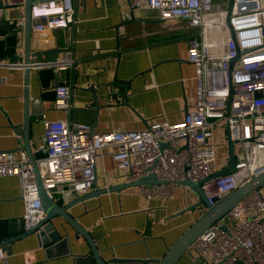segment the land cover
Returning a JSON list of instances; mask_svg holds the SVG:
<instances>
[{
	"label": "crops",
	"instance_id": "crops-1",
	"mask_svg": "<svg viewBox=\"0 0 264 264\" xmlns=\"http://www.w3.org/2000/svg\"><path fill=\"white\" fill-rule=\"evenodd\" d=\"M213 2L215 9H227L228 0ZM74 5L75 26L46 32L31 27L30 39L32 51L69 48L75 64L62 70L30 68L27 86L24 68L7 67L23 64V26L16 24L23 21V6L0 10V152L24 149L25 87L30 96L27 132L35 158L41 155L43 118L89 125L97 132L140 130L155 120L179 122L193 101L194 68L186 54L190 30L184 21L163 22L153 11L131 12L127 0H74ZM118 51L121 55L116 59ZM41 61L48 59L31 60ZM62 83L72 86L68 111L54 108V87ZM90 88L99 106L96 111ZM225 129L220 123L214 130L216 171L229 166ZM111 151L105 149L97 156L95 184L89 192L128 183ZM241 158L240 145L234 142V163ZM53 197L65 204L59 194ZM197 203L196 194L183 184L176 186L171 199L150 201L139 194V186H133L88 194L67 213L89 232L102 258L146 259L156 264L205 212ZM23 213L20 179L0 178V235L6 236V223ZM58 222L68 232L65 244L42 246L30 234L12 242L0 264H74L76 257L90 252L82 236L76 238L66 222L55 218ZM191 254L183 253L174 264L210 262L208 256Z\"/></svg>",
	"mask_w": 264,
	"mask_h": 264
},
{
	"label": "built area",
	"instance_id": "built-area-1",
	"mask_svg": "<svg viewBox=\"0 0 264 264\" xmlns=\"http://www.w3.org/2000/svg\"><path fill=\"white\" fill-rule=\"evenodd\" d=\"M131 12L153 11L159 20L184 21L187 60L193 65V101L177 123L155 120L146 128L94 131L91 126L43 118L41 155L35 159L42 186L67 203L87 194L95 184L97 156L111 149L117 169L127 182L153 175L160 183L139 186L147 201L171 199L184 179L202 181L216 171L214 130L223 123L242 158L232 170L201 183L210 205L223 199L264 168V0H232L227 10L215 9L213 0H127ZM25 0H0L20 7ZM33 30L46 32L78 22L74 0H32ZM17 25L23 26L19 21ZM70 49L62 59L30 62L29 68L62 70L75 64ZM7 67L22 69L23 64ZM72 86L54 87V108L68 111ZM228 110L226 111V108ZM165 143V147H160ZM20 179L24 229L43 216L37 186L23 149L0 152V178ZM209 264H264V196L253 191L190 245ZM4 251L0 248V260Z\"/></svg>",
	"mask_w": 264,
	"mask_h": 264
},
{
	"label": "water",
	"instance_id": "water-1",
	"mask_svg": "<svg viewBox=\"0 0 264 264\" xmlns=\"http://www.w3.org/2000/svg\"><path fill=\"white\" fill-rule=\"evenodd\" d=\"M32 0H25L23 5V47H22V63L24 67V85L28 84L29 67L26 66L31 62L32 59L46 56L48 60L54 61L59 59V55L64 56V53L69 51V48H58L49 49L46 51H32L31 48V20H30V5ZM232 0H228L227 4V17L228 20ZM1 9V6H0ZM119 46H116V50ZM121 53L118 51L114 57L116 59L120 58ZM92 93V102L94 104L95 111L97 110L98 104L96 100L95 92L90 88ZM29 106H30V96L27 87L24 89V122H23V150L27 154L28 161L31 165L32 172L34 174V179L37 186V193L39 201L41 204V209L44 216L30 229H24L23 219L11 220L6 223V236L0 235V248L3 251H10V245L12 242L24 238L30 234H34L39 245H61L67 242L68 232L66 227L62 222L54 223L55 218H61L66 222L74 231L75 237L78 238L82 236L89 245L90 252L85 255H80L76 257L74 264H148L150 260L146 259H119L112 258L106 260L102 258L96 248L90 234L82 226H80L68 213L67 209L77 202L83 200L86 195L94 193L100 194L105 192L120 191L133 186H140L142 184L152 185L160 183L155 179L153 175H148L139 179L136 182L122 183L115 186H108L105 188H100L94 190V192H89L81 197L75 198L65 204L58 203L54 197H50L42 186L40 179V173L35 162V155L29 144V136L27 132V127L29 124ZM228 107L226 108V111ZM226 143L229 154V166L223 170L215 171L206 177L202 181L193 182L189 179H184L180 184L188 186L197 196V205H202L205 208V212L198 218V220L193 223L175 242V244L168 250L165 256L161 260H155L156 264H174L177 259L183 254L187 253L192 256L190 251V245L195 239H197L206 229L214 225L220 218H222L240 199L248 195L253 191H259L264 187V168H262L254 177L242 184L236 190L231 192L229 195L223 199L218 200L215 198L216 203L210 205L207 201L204 191L201 188V183L212 178H216L232 170L234 166L233 159V145L234 142L230 138V132L226 126ZM166 144L163 143L160 147H165Z\"/></svg>",
	"mask_w": 264,
	"mask_h": 264
},
{
	"label": "rangeland",
	"instance_id": "rangeland-1",
	"mask_svg": "<svg viewBox=\"0 0 264 264\" xmlns=\"http://www.w3.org/2000/svg\"><path fill=\"white\" fill-rule=\"evenodd\" d=\"M214 4V2H213ZM260 192L262 193V195L264 196V187L260 189Z\"/></svg>",
	"mask_w": 264,
	"mask_h": 264
}]
</instances>
